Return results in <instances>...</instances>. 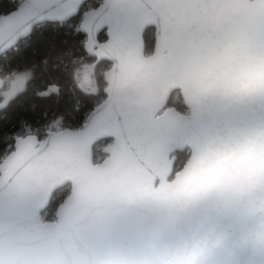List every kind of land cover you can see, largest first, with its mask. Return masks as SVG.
<instances>
[{
	"label": "snow or ice",
	"instance_id": "6c2138e0",
	"mask_svg": "<svg viewBox=\"0 0 264 264\" xmlns=\"http://www.w3.org/2000/svg\"><path fill=\"white\" fill-rule=\"evenodd\" d=\"M83 2L18 0L0 15V53ZM100 10L81 25L85 46L119 71L80 128L29 129L0 155V264H247L249 250L264 264V0H102ZM148 25L156 48L143 59ZM161 60L185 86L186 113L150 95ZM27 76L12 74L10 95ZM76 87L97 91L87 73ZM109 136L111 158L84 182L70 162Z\"/></svg>",
	"mask_w": 264,
	"mask_h": 264
},
{
	"label": "trees",
	"instance_id": "16d2710c",
	"mask_svg": "<svg viewBox=\"0 0 264 264\" xmlns=\"http://www.w3.org/2000/svg\"><path fill=\"white\" fill-rule=\"evenodd\" d=\"M97 0H89L80 13L65 22H43L36 25L32 33L0 58V73L6 78L13 73H28L25 89L4 99L0 97V155L16 134L31 130L43 131L46 126L59 122L63 128H80L87 114L103 99L105 81L103 72L108 61L97 62L88 58L84 50L86 35L76 31L82 21L83 11L96 5ZM18 0H0V15L15 9ZM147 31L150 49L152 38ZM104 32L100 39H105ZM91 70L96 92H85L76 87L82 79L83 69ZM58 86V91L49 92L50 86ZM46 93V94H44ZM173 105V103H172ZM103 142L94 145V161L104 159ZM179 155L178 165L189 156L186 151ZM177 165V167H178ZM66 191L55 194L60 201ZM55 206V205H53Z\"/></svg>",
	"mask_w": 264,
	"mask_h": 264
},
{
	"label": "water",
	"instance_id": "95a60500",
	"mask_svg": "<svg viewBox=\"0 0 264 264\" xmlns=\"http://www.w3.org/2000/svg\"><path fill=\"white\" fill-rule=\"evenodd\" d=\"M87 1H89V0H84V2L81 5L79 11H77L73 16H71V18L77 16L80 13L81 8L84 6V4ZM101 3L97 7L89 8V9L96 10L94 12H90L89 9H86V10L83 11L82 21H81L80 26L77 28L76 31L77 32L80 31V32H82V33H84L86 35L85 42L88 39L89 33L81 25H82L83 22H85V20H91L93 17H96L98 19L99 17H101V16H103L105 14L104 11H101L100 10ZM17 7H18V5H17ZM16 8L13 9L12 11H10V12L15 11ZM8 13L2 14V15H7ZM85 13H88V15L86 16ZM71 18H69V19H71ZM46 21H49V22H60V21L55 20V19H47V20H45L43 22H46ZM36 25H38V24H35L32 27V30H31V32L29 34L24 35L21 38H19V40L17 41V43L15 44V46L21 40L27 38L32 33V31H33V29H34V27ZM148 27H154V25H148L146 27V29ZM146 29H145V31H146ZM102 32H104L105 35H106V38L104 40H101L100 39V35H101ZM95 34H96V39L98 41H100L101 43L107 41L109 39V25L108 24H103L101 27H99L96 30V33ZM85 42H84V50H85L88 58H95L97 62L108 61L106 59H101V58L95 56L94 54L90 53L88 51V49L86 48V46H85ZM12 48H10V49H12ZM155 48H156V45L154 44L153 51L150 54L147 55L146 54V47H145V44H144L142 58L143 59H148L149 57H151L154 54V52H155ZM10 49H8L7 51H9ZM4 54L5 53H0V58ZM108 62H110V61H108ZM114 64L117 65V67H116L115 70L116 71H119L118 62L117 61H113L112 62V66L109 69H107L106 71H104V80H105L106 84H107L106 75H107V73H109L110 71L113 70ZM85 73H87L89 75V77H90V74L88 72H85ZM85 73L82 74V77L84 76ZM151 79H152V87L150 89V95L152 97H154L155 99H157V100H159L161 102L166 101V103H167L170 95L174 91L179 90L180 93H181V96H182V98L184 100L185 105H187V96L185 95V91H184L185 86H184V84L180 80H169V69H168V66H167V64H166L165 61L161 60V61H159L158 63L155 64V66L153 68V75H152V78ZM4 85H5V78L0 73V91L3 89ZM172 108H174L177 113L183 114L177 108H175V107H172ZM172 108H169V109H172ZM107 138H112L113 139V137H111V136L96 139L88 149H85L82 152L81 157H80V161H79L78 164L76 162H70L69 167L74 168L76 170V172L78 173V175L83 179L84 182H89L92 179L93 175H94V171L93 170L96 169L97 166H100V165L104 164V162L106 160H109L111 158L110 149L113 146V142L110 143V144H108V145H106L102 149V152L105 155H107L106 158L104 160L100 161V162H95L94 161V145L97 142H99L100 140L107 139ZM186 150H189L190 151L191 149L190 148H187ZM186 150H184V151H186ZM189 155H190V153H189ZM177 159H178V157L176 156L175 157V165H176ZM67 179L70 180V181H72L73 183H75V180H74L73 176L70 175V176L67 177ZM244 258L247 261V264H256L257 254L255 252L249 250V251H247L244 254Z\"/></svg>",
	"mask_w": 264,
	"mask_h": 264
},
{
	"label": "flooded vegetation",
	"instance_id": "af4514ba",
	"mask_svg": "<svg viewBox=\"0 0 264 264\" xmlns=\"http://www.w3.org/2000/svg\"><path fill=\"white\" fill-rule=\"evenodd\" d=\"M97 2H98V3H97L96 5H94V6L90 7V8L97 7V6L102 2V0H97ZM88 9H89V8H88ZM148 30H151L149 36H151V38H152V42L150 43L151 45H150V49H149V50H147V46L149 45V38H148V36L146 35ZM144 37H145L146 54L148 55V54H150V53L153 51V48H154V44H155V28H154V27H148V28L146 29L145 33H144ZM101 40H104V39H101ZM109 63H110V62H109ZM111 66H112V63L109 64V66H108L107 69H109ZM107 69H106V70H107ZM106 70H105V71H106ZM103 77H104V74H103ZM104 81H105V80H104ZM105 84H106V82H105ZM105 86H106V85H105ZM172 103H173V105H172ZM167 107H168V108L175 107V108H177V109H178L180 112H182V113H186V112L188 111V107L185 105L184 100H183V98H182L181 93H180L179 90L174 91V92L170 95V97H169V99H168V101H167ZM99 142H103V143L106 142L107 145H108V144L112 143L113 140H112V138H107V139L100 140ZM99 142H97V143H99ZM97 143H96V144H97ZM104 147H105V146H104ZM186 152L190 153L189 150H186ZM104 155H105V154H104ZM106 156H107V155L104 156V159L106 158ZM177 157H178V159H177V161H176V165H175V167H176L177 169H179V168L183 167V165H184V163H185V161H186L187 159L183 161L182 165H181V164L178 165L177 163L179 162V155H177ZM104 159H103V160H104ZM99 162H100V161H99ZM177 165H178V167H177Z\"/></svg>",
	"mask_w": 264,
	"mask_h": 264
},
{
	"label": "rangeland",
	"instance_id": "374dc122",
	"mask_svg": "<svg viewBox=\"0 0 264 264\" xmlns=\"http://www.w3.org/2000/svg\"><path fill=\"white\" fill-rule=\"evenodd\" d=\"M85 72H88L89 74H90V78L92 79V76H91V70H89V69H87V68H85V69H83L82 70V74L83 73H85ZM17 74H20V73H17ZM103 74H104V72H103ZM11 78H12V75L10 76V77H6L5 78V85H4V87H3V89L0 91V96L2 97V98H4V99H6V98H8V97H10V96H12V95H10V92H11ZM107 145V143L105 142L104 144H103V146H106ZM186 162V161H185Z\"/></svg>",
	"mask_w": 264,
	"mask_h": 264
},
{
	"label": "clouds",
	"instance_id": "9594fccd",
	"mask_svg": "<svg viewBox=\"0 0 264 264\" xmlns=\"http://www.w3.org/2000/svg\"><path fill=\"white\" fill-rule=\"evenodd\" d=\"M28 75H31V70H29ZM106 79H107V75H106ZM190 153H191V150H190ZM191 159H192V156H191V154H190V155L188 156V158H187V160H186V162L184 163L183 166H186V164H187L188 162H190Z\"/></svg>",
	"mask_w": 264,
	"mask_h": 264
}]
</instances>
